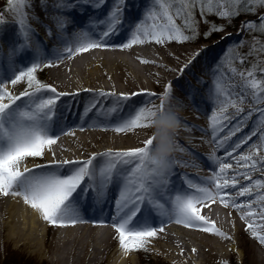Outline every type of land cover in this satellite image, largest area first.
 Segmentation results:
<instances>
[{
  "label": "snow or ice",
  "instance_id": "snow-or-ice-1",
  "mask_svg": "<svg viewBox=\"0 0 264 264\" xmlns=\"http://www.w3.org/2000/svg\"><path fill=\"white\" fill-rule=\"evenodd\" d=\"M32 2L7 0L6 3L7 12L17 18L14 21L16 32L7 54L0 45V197L20 198L44 221L68 227L85 222L81 207L86 201L106 203L109 188L114 185L119 194L115 198V214L111 216L110 226L117 233L119 245L126 255L133 250H147V245L164 232L168 222L231 240L232 237L217 228L214 221L201 214L202 208L209 207V202L218 200L225 208L239 212L250 238L264 246V107H259L264 105V60L258 59L249 68L243 67L254 52L264 53V45L258 47L254 36L248 54H233L227 70L217 65L212 71L209 96L217 108L211 117L212 142L216 150L224 149L225 157L235 161V168L227 159L213 153L208 159L218 170L210 165L211 174L200 182H194L185 175L181 178L183 186H178L171 180L173 169L189 165L175 157H169L163 165L158 163L154 156L157 149L155 135L144 141L142 147L117 151L108 149L93 153L85 160L56 158L54 146L60 136L74 135L63 127V109L58 105L61 97L70 94L58 92L56 87L43 83L38 79V73L44 68L57 66L65 58L71 59L77 54L105 47L106 38L116 35L124 27L125 10L130 5L128 0H111L108 12L101 19L99 12L108 0H56L53 7L57 15L52 20L57 31L46 27V32L58 41L60 47L46 56L34 39L35 29L30 21L33 18L40 21L29 14L33 11ZM40 2L46 8L47 0ZM88 7L97 13L96 16L89 15V29L66 35V26L74 21L71 14L75 11L84 15ZM262 9L264 0H150L144 18L134 24L129 21L131 38L122 47L128 49L151 41L156 44L189 41L197 34V12L205 23H208L210 15L228 21L242 14L256 15L255 21L242 22L241 31H258L264 35ZM177 20L182 23L177 24ZM8 23L5 13L0 11V36ZM223 30V26L212 24L205 37ZM237 46H244V41L238 42ZM199 54L193 55L180 69L181 75ZM142 63L149 61L143 60ZM257 73L261 74L260 78ZM17 85H24L19 94L15 92ZM172 92V84L169 83L158 97L159 105L149 101V106L133 109L117 121L114 131L124 133L153 127L158 116L163 120L169 119L173 115L170 106ZM97 96L116 97V107L107 111L101 109L105 116L117 112L119 106L130 99L128 94L117 95L115 92L100 91ZM99 103L94 99L85 108V115ZM245 104H248L247 111ZM255 113H259L261 118L260 126L230 144L232 137L247 126ZM234 120L235 124L232 123ZM226 128L227 133L220 136ZM258 133V142L250 145L247 153L233 156ZM180 151L186 149L181 148ZM49 154L53 159L46 164L27 166L29 158H43ZM229 170H232L231 174ZM257 173L260 178L254 179ZM153 212L166 218L161 220L159 227L153 226ZM192 251L196 252V249ZM223 264L230 262L224 261Z\"/></svg>",
  "mask_w": 264,
  "mask_h": 264
},
{
  "label": "bare ground",
  "instance_id": "bare-ground-1",
  "mask_svg": "<svg viewBox=\"0 0 264 264\" xmlns=\"http://www.w3.org/2000/svg\"><path fill=\"white\" fill-rule=\"evenodd\" d=\"M144 1L145 0H128L130 7L125 10L124 27H122L116 35L106 38L104 41L105 47L95 48L88 52L77 54L71 59L65 58L63 62L59 63L57 66L48 67V78L43 82L56 87L58 92L70 94L61 97L58 101V105L63 109V127L74 133V135L60 136V139L55 146L57 159L85 160L93 153H102L108 149H114L117 151L137 148L136 146L143 144L145 141L142 136L143 133L140 131H134L136 129L125 133H117L114 131L116 123L112 122V119L115 117H126L129 112H131L130 109H133L131 108V104L130 107L128 105L133 99H136L137 101V104L135 105L136 108L149 105L147 104L149 100L152 103L157 102V94L151 92V90H153L151 85L154 81L162 84L164 88L167 84L174 81L178 84V77L181 75L180 69L187 63L183 62V57L191 55L192 53H190V51L183 53L181 49L177 50L176 48H171L176 45L174 43L180 45V42L170 41L165 44H156L154 41H151L145 42L144 44L134 45L128 49L122 47V45L127 43L131 38V29L128 28L129 21L136 20V17L140 15V12L146 9L149 4V2L146 3ZM55 2L56 0H47L45 8L41 6L40 0H33V11H30L29 13L31 17L39 18L40 22H37V20L33 18L30 23L39 24L36 27V32L42 34L41 39L43 42H46L49 39L52 50L55 47L57 48L56 45L58 44V41L47 35L46 27L50 28L48 23H54L52 17L57 15V12L53 7ZM110 4L111 0H108V4L100 10L99 17L101 19L104 18ZM71 15L74 17V21L71 25L66 26V35L68 36L81 30L87 31L90 27L89 15L96 16L97 13L88 7L84 15L75 11ZM16 18L17 17L14 19ZM74 25L76 26V28H72L74 29V32L69 33L70 28ZM100 27L102 28V26ZM98 30L99 29H97V31ZM6 46V44L2 43L5 54H7ZM166 46H169L171 50ZM40 49L43 50V53H45L46 56L51 55L47 52L45 47H40ZM153 55L157 57L156 60L151 58ZM143 60H147L149 63H142ZM164 61H168L169 65L165 64ZM140 64H144V66L142 67ZM150 64L162 68L163 72L170 71L174 76L167 81L166 78H162L160 73L156 74L151 72L149 69ZM148 72L150 75H147ZM104 79L107 80L106 83L102 82ZM140 81H144L143 83L141 82L143 85H139L137 88L142 90L133 92L134 90H138L133 88L134 90L130 91L129 88L137 85ZM120 83H123V85H119ZM100 91L105 93L115 92L117 95L121 93L128 94L130 99L123 102L124 105L122 104L120 112L118 110L117 112L111 113L112 119L101 120L99 118L101 116H98L97 112L102 115L101 109L107 111V109L116 107V97H98L97 94ZM132 93H138L139 95L132 96ZM148 93H155L156 95L149 96ZM94 99L100 101V103L97 104V106L99 105V110L95 112L94 109L96 108H93L87 113V115H85V108L93 102ZM172 99H174L175 103L179 100L174 92H172ZM69 100L70 102L65 104ZM174 107L177 109H183V112L182 116L179 117L181 127L178 129V134L175 133L173 137L174 151L171 154V157H175L177 161L186 162L189 165L177 166L173 169L175 177L178 176V173L181 174L180 179L178 178V180H176V184L178 186H183L181 185V178L185 175L194 182H200L203 178L207 177L203 176L202 179L193 178L192 173L189 171V167L195 166L193 161L190 160V157L187 158L180 151L181 146L184 144L180 136H182V138L185 137V139L190 140V142H193L194 138L198 139L201 150L208 151L210 156L213 153L219 157L223 155L221 158L227 159V162L232 163L235 168V161L231 158L225 157L224 149L216 150L214 148L211 126L203 130L201 129L200 119H202L203 116L190 112V106L188 107L183 103L181 105L176 103ZM244 107L247 111L248 104H245ZM261 107H264V105ZM76 112L83 114V120H75L72 117ZM185 117H187L186 120ZM211 117L212 116L207 117V120H211ZM238 119H240V117H237V120ZM260 121L261 118L259 117V113H255L252 119L247 122V126L244 127L241 132L237 133L236 136L232 137V140L229 143L231 144L232 142H235L241 137V135L245 136L250 133L254 127H259ZM232 123L235 124L236 121L234 120ZM231 126L232 125H229L228 127L231 128ZM81 128L83 130H81ZM197 128L204 131L206 136H209L208 142L204 141L201 143V138L195 136L196 131L199 132ZM227 131L228 128H226L224 132H221L220 136L223 134L225 135ZM258 136L259 133L257 136L252 137L247 144L242 145L237 153H233V156H238L242 152L247 153L249 146L258 142ZM97 139L98 141H101L103 146L97 149V151L89 153L90 151H87L89 146ZM69 145H73L74 147L69 148ZM190 150L193 151L192 149ZM191 154L195 158L203 161L209 169L210 165H212L213 169L218 170L215 168L212 161H207L201 154H197L196 152H191ZM99 158L100 157H97L98 160ZM52 159L53 157L49 154L48 161ZM35 164V162H32L27 166L34 167ZM231 172L232 170H229L230 174ZM255 178H260L258 173L254 175V179ZM243 183L248 184L249 181H244ZM118 194V188L113 185L109 188L106 203L93 204L91 201H86L84 206L81 207L83 213L87 211L86 214L83 216L81 215L85 222L77 223L75 226L68 227L56 226L55 230L57 234L60 230V234L63 233L64 236H58L54 245H56L57 248H63L67 245L65 248L67 250L65 254L70 257H74L75 251L78 249V253L80 254L78 255L79 257H77L76 254V258H81L85 261V264H138L133 254L128 253L126 255L121 249L118 244L117 233L114 228L110 226L111 216L115 214V201H113V198L117 197ZM240 199L243 200L244 198L241 197ZM212 207H215L216 209L222 208L228 212L230 224H224L218 219L212 220L215 222L217 228L232 237L231 240H223L220 236L205 233L198 229H195L198 231V233H195L189 231L187 228L181 227V224L168 222L165 225L164 232L159 233L158 235L161 240L160 244H158L153 251H155L159 257H167L169 258V261L175 262L176 264H206L208 261L213 260L212 254L223 257L226 253V247L227 249H234L237 247L236 234L240 229H242V231L246 230V224L240 219V213L231 208H225L217 200L216 203L209 202V208H202L201 214L208 217L211 216L212 213L210 208ZM100 209L108 210V216L104 219L98 216L95 212H98ZM156 216H158V214L153 212V217L155 218L153 226L159 227L161 220H158ZM46 229L49 230L48 224H44L40 214L31 209L30 206L26 205L22 199L17 197H0V242L2 244H13L15 248H27L28 252L31 254L43 255L47 251L46 245L44 244ZM115 244H117L119 248L114 249L113 245ZM193 249H196V252H193ZM204 250L206 251V256H204ZM262 253L261 250V255ZM59 255H62L60 259L64 261L65 256H63V253L61 254L59 251ZM204 257H207V259ZM71 264H79V262L73 260Z\"/></svg>",
  "mask_w": 264,
  "mask_h": 264
},
{
  "label": "rangeland",
  "instance_id": "rangeland-1",
  "mask_svg": "<svg viewBox=\"0 0 264 264\" xmlns=\"http://www.w3.org/2000/svg\"><path fill=\"white\" fill-rule=\"evenodd\" d=\"M148 2L150 3V0H148ZM6 3L7 0H0V11H3L5 13V18L9 21L8 25L5 26L3 35L0 36V45H2V43L6 44L7 52H8L9 44L16 32V24L14 22L15 17L11 13H8L6 10ZM260 14H264V9L261 10ZM237 18L238 16L234 19L236 20ZM234 19L228 21L225 19L218 18L215 15H210L207 17L208 23H205L203 22V20H201L199 12H197L196 20L199 22V24H198L196 36L189 41L183 43L180 42V45L174 43L176 45L171 47V48H176L177 50L181 49L183 53H186L187 51H190V53L192 52L191 55L183 57V62H188L191 56L195 55L197 52L200 53L199 56H197V58L193 61V63L187 69L184 70L183 74L178 77L179 79L178 84L175 81L172 82L171 84L175 96L179 98V100H177L176 103L177 104L179 103L180 105L183 103L188 107L190 106V112H193L194 114H198L199 116H203L202 119H200V124H201L200 127L202 130L209 128V126L211 125V120H207V117L212 116L213 112L217 110L214 101L209 96V86L213 82V77H212L213 69H215L217 65H222V70H227L230 67V57L233 54L237 56L242 54H248L249 47L253 44L254 36L257 39L258 47L264 45V35L260 34L258 31H253V32L241 31L242 22L255 21L257 19L256 15H248V16L243 15L240 21H238L239 26L237 31H231L226 29L227 28L226 26L234 23L235 21ZM181 23L182 22L180 20H177V24H181ZM212 24H215L217 26H223L224 30L212 32L211 35L205 37V33L210 31ZM38 25H39L38 23H31V27L35 29L34 39L36 42H38L40 47L42 48L45 47L48 53L51 54L52 51L48 46V40L46 42H43L41 39L42 34L36 32L37 31L36 27ZM48 25L49 27L53 28L52 26L56 24L49 22ZM185 34L190 35L191 33L185 32ZM215 36H218V38L215 39ZM240 41H244V46L242 47L237 46L238 42ZM217 44L218 45L221 44V45L218 46ZM171 48L169 47L168 49L171 50ZM41 51L43 52V50ZM151 58H153L154 60L157 59V57L154 55L151 56ZM258 59L264 60V53L254 52L252 55L248 57V62H246L243 65V67L244 68L251 67V65L256 64L258 62ZM164 63L169 65L168 61L167 62L164 61ZM140 65H142V67L144 66V64H140ZM236 66L239 67L238 62ZM149 69L153 73L156 74L160 73L162 78L163 79L166 78L167 81L174 76L172 72L170 71L163 72L162 68L155 65L150 64ZM147 75H150V73L148 72ZM260 75H261L260 73H257L258 78H260ZM47 78H48V68H44L38 73V79L43 82L46 81ZM102 82L106 83L107 80L104 79L102 80ZM141 82L143 83L144 81H140V83H138L137 85L129 88L130 91L134 90L133 88L138 89L137 87L139 85H143L141 84ZM119 85H123V83H120ZM151 86L153 88L151 92H155L157 94V98L162 93H164L165 88L164 86H162V84H159V82L154 81ZM9 88L10 90H13L10 84H9ZM23 90H24V85H17L15 88L16 94H19V92ZM139 90L142 89L134 90L133 92H137ZM68 102H70V100L67 101L65 104H68ZM176 103L174 102V99H171L170 106L174 109H177L174 107ZM130 104L132 105L131 108L136 109L134 108L135 105L137 104L136 99L135 100L133 99L129 102L128 104L129 107ZM153 104L159 105L160 99L158 98V101ZM261 106L262 105H259V107ZM98 108L99 105L96 107V109L99 110ZM133 109H130L131 112L133 111ZM177 110L179 111V117H181L183 109H177ZM99 118L101 120H107L105 116H101ZM186 119L187 117H185V120ZM112 122L117 123L116 120H113ZM198 130L199 132L198 131L196 132H198L200 136L202 135L206 136V134H204L205 133L204 131L200 129ZM134 131L142 132L143 133L142 136L145 141L150 137H152L153 135H155L154 127L139 128ZM176 133L178 134V131ZM243 136L244 135H241V137ZM155 143L156 141H154V144ZM101 146H103V144H101V141H98V139L94 140L93 144L89 146L87 151H90L89 153H92L93 151H97V149H99ZM141 146H143V144H140L136 147H141ZM68 147L73 148L74 146L69 145ZM182 148L185 149V146H183ZM55 149L56 148L54 146V151ZM220 157H223V155H221ZM48 160H49V155L43 158H29L27 165H29L32 162H35L36 164H46ZM99 160H102V158L100 157ZM178 176L175 177L173 175L171 177V180L176 183L177 182L176 180H178V178L180 179L181 174L178 173ZM210 211L212 214L209 217H215V218L219 217L214 214L215 211H217L215 207L210 208ZM104 213L105 212H102V214L100 213L99 216L104 215ZM226 213L228 214V212ZM227 218H229V216L225 215L224 218H220L221 220L218 218L217 219L222 223L227 224L226 222ZM157 219L159 220L160 218ZM227 221H229V219ZM43 223L48 224L49 227V230L47 229L45 230L46 234H45L44 244L46 245V250H47L46 253H44L43 255H37V254L35 255L29 253L27 248H23V249L15 248L13 244L4 245L0 242V264H71L73 260L79 262V264H85V261H83L81 258L80 259L76 258V254L77 257H79L78 255L80 254L78 253L79 252L78 249L75 251L74 257L73 256L70 257L69 255L65 254L67 251L65 249L67 245H65L63 248L62 247L57 248V246L54 245V243L56 239H58V236H64V234L63 233L60 234L61 232L60 230L59 233L57 234L55 230L56 227L55 225H51L44 220ZM181 227L187 228L184 227L182 224ZM187 229L189 231L198 233V231H196L193 228H187ZM236 235H237V247H235L234 249H227L226 247L225 248L226 253L223 257H219L212 254L213 260L208 261L206 264H223L224 261H228L230 262V264H264V257H263L264 246H261L255 239L250 238V234L246 230L242 231V229H240ZM211 236L214 237L213 235ZM160 242L161 240L159 237L153 238L151 242L147 245V250H133L129 252V254L134 255L138 264H176L175 262L169 261V258L167 257L165 258L159 257L156 254V252L153 251L156 248V246L160 244ZM113 246L114 249L119 248L117 244ZM261 250L263 252L262 255H261ZM59 251L61 252V254L63 253V256H65L64 261L60 259L62 255H59ZM203 253L204 256H206L205 250L203 251ZM204 258L207 259V257Z\"/></svg>",
  "mask_w": 264,
  "mask_h": 264
},
{
  "label": "clouds",
  "instance_id": "clouds-1",
  "mask_svg": "<svg viewBox=\"0 0 264 264\" xmlns=\"http://www.w3.org/2000/svg\"><path fill=\"white\" fill-rule=\"evenodd\" d=\"M173 115L163 120L160 116L157 117L154 123L157 149L154 156L158 163L165 164L167 159L174 151L173 137L181 127L179 119V111L172 108Z\"/></svg>",
  "mask_w": 264,
  "mask_h": 264
},
{
  "label": "trees",
  "instance_id": "trees-1",
  "mask_svg": "<svg viewBox=\"0 0 264 264\" xmlns=\"http://www.w3.org/2000/svg\"><path fill=\"white\" fill-rule=\"evenodd\" d=\"M242 16L243 15H240V16H238V18L236 20L234 19L235 20L234 23L226 26L227 27L226 29L231 30V31H236L238 29V26H239L238 21H240V19L242 18ZM217 38H218V36H215V39H217Z\"/></svg>",
  "mask_w": 264,
  "mask_h": 264
}]
</instances>
